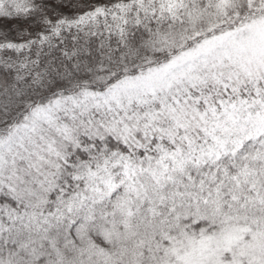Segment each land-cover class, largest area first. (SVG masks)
Masks as SVG:
<instances>
[{"label":"snow or ice","instance_id":"6c2138e0","mask_svg":"<svg viewBox=\"0 0 264 264\" xmlns=\"http://www.w3.org/2000/svg\"><path fill=\"white\" fill-rule=\"evenodd\" d=\"M0 264H264V0H0Z\"/></svg>","mask_w":264,"mask_h":264}]
</instances>
